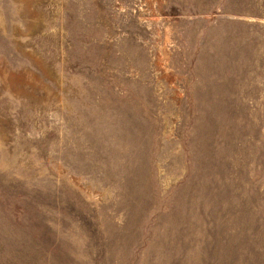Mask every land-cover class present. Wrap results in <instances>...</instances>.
I'll use <instances>...</instances> for the list:
<instances>
[{
    "label": "rangeland",
    "instance_id": "374dc122",
    "mask_svg": "<svg viewBox=\"0 0 264 264\" xmlns=\"http://www.w3.org/2000/svg\"><path fill=\"white\" fill-rule=\"evenodd\" d=\"M0 264H264V0H0Z\"/></svg>",
    "mask_w": 264,
    "mask_h": 264
}]
</instances>
